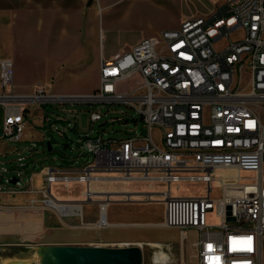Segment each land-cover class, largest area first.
<instances>
[{
    "label": "built area",
    "instance_id": "obj_1",
    "mask_svg": "<svg viewBox=\"0 0 264 264\" xmlns=\"http://www.w3.org/2000/svg\"><path fill=\"white\" fill-rule=\"evenodd\" d=\"M131 80V89L123 87ZM13 83V62L0 58V140L10 143L21 142L28 126L25 113L38 104H123L135 115L108 120L106 114L90 111L92 130L76 144L79 155L71 157L73 163L82 160V168L74 176L48 169L41 191L22 186L23 155L29 150L17 151L18 164L10 168L14 186L4 177L8 169L0 161V194L39 192L41 206L62 204L74 207L67 215H77L79 205L57 201L50 193L54 184L66 189L71 182L144 185L149 192L126 193V200L142 195L151 203L153 197L161 198L160 225L178 229L182 242L195 235L190 242L195 264H262L264 0H226L211 16L184 20L114 59H102L98 88L89 95L58 96L37 87L33 95L20 96L13 92ZM118 121L140 123L141 131L104 137L117 132L108 128ZM96 123L99 129L94 131ZM216 170L237 172L231 182L221 184L218 199L211 197ZM242 172L251 174L242 177ZM180 183H201L206 194H174ZM157 184L164 187L159 193ZM97 195L88 188L81 193L83 202H93ZM103 195L96 225L109 227L111 194Z\"/></svg>",
    "mask_w": 264,
    "mask_h": 264
},
{
    "label": "rangeland",
    "instance_id": "obj_2",
    "mask_svg": "<svg viewBox=\"0 0 264 264\" xmlns=\"http://www.w3.org/2000/svg\"><path fill=\"white\" fill-rule=\"evenodd\" d=\"M218 8L225 4L226 0H218ZM217 1V2H218ZM73 3V2H72ZM216 4V2H215ZM76 8L78 11L83 8V18L81 26L76 30L75 35H72L75 43V49L69 55L63 50L68 40L66 29L61 27L55 38V44L50 45L49 51L40 54L41 62L38 63V69L34 72L23 67V60L27 59L30 54H35L33 51L37 48L36 35H24L20 39L22 51L16 57L17 72L15 64V74L23 83L31 85L36 83V87L45 89L48 94L58 96L72 95H89L92 94V88L98 87V80L94 75L96 55L99 53L100 47L106 55L118 52L121 49L130 50L135 44L142 39L160 35L164 30L175 29V25L187 19H196L208 17L203 10V2L201 0H77ZM216 9V10H217ZM240 32L232 35L233 38L239 37ZM221 43L215 45L218 47ZM54 52H50V50ZM127 50V51H128ZM14 55L10 58L14 61ZM22 61V63H20ZM20 66V67H19ZM15 82V76H14ZM40 82V83H37ZM133 80L130 83H122L123 87L128 89L133 87ZM34 89V91H35ZM3 91L0 89V94ZM31 93L30 95H33ZM29 94L26 96H30ZM39 110V111H36ZM97 111L106 114V119L125 118L123 113L134 116L135 113L126 109L123 104L112 105H90L76 103H44L35 105L31 109L29 123L24 131L21 146L23 149H32V156L40 165L36 168L42 169L48 166L49 161L46 157L55 160L54 165L59 162V157L53 155V151H60L63 145H68L65 154L68 157L78 156L79 143L81 136L91 132L89 112ZM40 117H43L42 119ZM41 119V120H40ZM3 123V107L0 106V133ZM71 124L68 128L67 124ZM99 129V123H96L93 130ZM108 129H112L114 133L108 132L104 137L111 136L114 138L126 137V131L136 129L141 131V124L135 125L133 122L117 123L111 125ZM157 140L156 132L153 133ZM50 143L51 153L47 152V156L42 152V143ZM47 150V147H46ZM48 151V150H47ZM25 156V155H23ZM26 157V156H25ZM27 158V157H26ZM28 159V158H27ZM1 161V159H0ZM2 162V161H1ZM3 164L7 168H11L18 164L16 155L8 156ZM73 167H79L82 160H77L71 163ZM251 174V173H248ZM247 173L242 172L241 176H247ZM10 178L12 173L8 174ZM237 175L235 170H216L213 176L216 178L212 183L211 197L218 199L221 197V184L231 182ZM264 175V171H262ZM22 186L25 185L24 178L21 179ZM99 186L107 189H123L119 200L113 198L108 210L124 212L125 210L138 215L139 221L148 222L156 227L146 226L142 229H150L156 236V239L150 240L144 246L142 252V264H157L155 262V254L159 258L163 256L160 250L168 254L170 261L167 264H195V250L191 247L190 242L195 239V235L191 234L190 242H182L178 229L158 227L163 221V205L161 198L153 197V202L146 203L145 197L142 195L131 197V202L126 200V193H146L149 192L144 185H123L115 182H107L99 184ZM180 188L174 190V194L181 196H202L206 194V189L201 183H180ZM41 187V186H40ZM67 190L61 183H56L52 186L53 191L60 196L74 195L81 190V186L71 183ZM125 189V190H124ZM164 187L155 185V191L160 192ZM3 198H6L5 196ZM117 202V203H116ZM70 204V202H63ZM121 203V204H119ZM30 206H32L29 203ZM5 205L0 204V207ZM52 207V206H51ZM123 222L124 220H118ZM172 231V232H170ZM158 245V247L152 244ZM38 245L28 246L26 250H18L11 247L0 246V264L6 258L14 256L16 258L32 259V264H36L34 247ZM159 252V253H158ZM26 255V256H25ZM34 258V259H33ZM262 264H264V255H262Z\"/></svg>",
    "mask_w": 264,
    "mask_h": 264
},
{
    "label": "crops",
    "instance_id": "obj_3",
    "mask_svg": "<svg viewBox=\"0 0 264 264\" xmlns=\"http://www.w3.org/2000/svg\"><path fill=\"white\" fill-rule=\"evenodd\" d=\"M201 1L203 2L205 14L209 13L207 16H211L218 10V0ZM76 2L77 0H0V58L10 59L13 62L15 76L13 92L15 94L20 96L30 95L36 87V83L31 85L23 83L15 74V64L17 72V61L15 58L20 55V50L22 51L20 39L24 35L29 34L36 35V39L38 38L37 48L33 51L36 55H28L29 57L23 60L24 63L20 61L26 71L28 69L29 72H34V70L38 69V63L41 62L40 56L49 51L50 45L55 44V38L61 27L66 29L68 38L63 51L69 55L75 49L72 35L77 34L75 29L81 26L84 13L83 8L78 11ZM180 24L181 22L176 24L175 28H178ZM127 50L121 49L118 52L106 55L103 47H100L99 53L93 61H96L94 69L96 79L98 80L99 77V67L102 59H114ZM50 52L53 53L54 50L52 49ZM11 54L14 55V61L10 58ZM97 88H92L91 90L95 91ZM30 113L28 111L25 113L27 123H29ZM40 118L42 119L43 117ZM41 143L42 152L47 156V152L49 151L46 150L44 140ZM25 150L20 142L10 143L0 140V159L2 162L10 155L17 156V151ZM28 150L25 153L28 159L25 161L22 174L24 175L25 186L29 185L36 191L46 188L44 177L48 169L55 170L58 175L74 176L77 175L84 164L82 163L79 167H73L71 157L65 154L64 159L59 157L60 160L55 166V160L47 156L46 159L49 161L48 166L40 170L38 169L37 173H35L40 162L35 161V158L32 156V149ZM3 166L6 167L5 165ZM7 169L8 171L4 177L9 178L12 186H14L16 180L10 178L8 174L12 172L10 168ZM29 177L30 181H27ZM107 182H90L87 185L71 182L80 185L81 190L74 195L68 194L65 197L55 193L51 187L50 193L57 201L70 202L80 206V211L77 215H67L74 212V207H63L62 204L58 205L56 203L54 206H50V208L41 206V195L39 192L0 194V204L5 205L0 207V246L26 250V247L33 245L108 247L140 245L142 252H144V246L150 240L156 239V236L152 233V230L142 229V227L153 226L148 222L137 220L139 218L138 215L128 210L124 212H117L116 210L110 212L108 210L110 202L106 209V216L110 226L98 227L96 225L99 217L98 204L99 201L103 200V194L109 193L111 194V201L113 198H117V201L123 190L116 188L107 189L99 186V184ZM119 184L132 185L130 183ZM86 188L100 195L94 197L93 202H83L81 193ZM4 196L6 198H3ZM30 201H34L32 206L29 205ZM121 219L124 221L119 222L118 220Z\"/></svg>",
    "mask_w": 264,
    "mask_h": 264
},
{
    "label": "water",
    "instance_id": "obj_4",
    "mask_svg": "<svg viewBox=\"0 0 264 264\" xmlns=\"http://www.w3.org/2000/svg\"><path fill=\"white\" fill-rule=\"evenodd\" d=\"M51 151L50 143H46ZM68 145L52 154L62 159ZM36 264H142L143 255L140 245L131 246H74L38 245L34 247ZM32 259L11 257L2 264H32Z\"/></svg>",
    "mask_w": 264,
    "mask_h": 264
},
{
    "label": "bare ground",
    "instance_id": "obj_5",
    "mask_svg": "<svg viewBox=\"0 0 264 264\" xmlns=\"http://www.w3.org/2000/svg\"><path fill=\"white\" fill-rule=\"evenodd\" d=\"M152 226H153V227H156L155 225H152ZM158 227H160V226H158ZM172 229H175V228H172ZM152 245L155 246V247H158V245H156V243H155V244H152ZM158 253H159V252H158ZM160 253L162 254L163 258L160 259L159 256H158V254L156 253V254H155V262H156L157 264H167V263L170 261L168 254L165 253V252L162 251V250H160ZM25 256H26V255H25ZM33 259H34V258H33ZM170 262H171V261H170Z\"/></svg>",
    "mask_w": 264,
    "mask_h": 264
}]
</instances>
